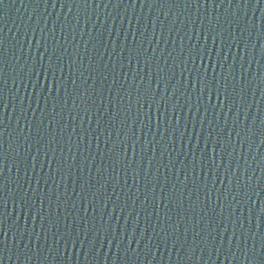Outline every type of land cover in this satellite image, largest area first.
Here are the masks:
<instances>
[{
	"label": "water",
	"instance_id": "95a60500",
	"mask_svg": "<svg viewBox=\"0 0 264 264\" xmlns=\"http://www.w3.org/2000/svg\"><path fill=\"white\" fill-rule=\"evenodd\" d=\"M0 264H264V0H0Z\"/></svg>",
	"mask_w": 264,
	"mask_h": 264
}]
</instances>
